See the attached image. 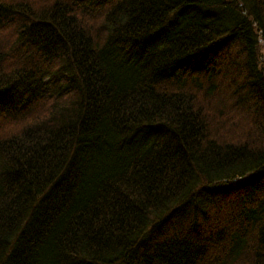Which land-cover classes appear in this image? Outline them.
<instances>
[{"label":"trees","instance_id":"obj_1","mask_svg":"<svg viewBox=\"0 0 264 264\" xmlns=\"http://www.w3.org/2000/svg\"><path fill=\"white\" fill-rule=\"evenodd\" d=\"M0 264H264V0H0Z\"/></svg>","mask_w":264,"mask_h":264}]
</instances>
